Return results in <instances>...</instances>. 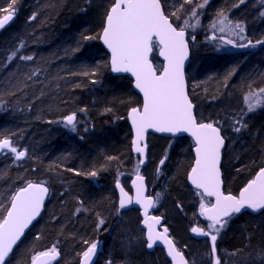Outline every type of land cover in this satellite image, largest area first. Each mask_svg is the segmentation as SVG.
<instances>
[{"label":"trees","instance_id":"16d2710c","mask_svg":"<svg viewBox=\"0 0 264 264\" xmlns=\"http://www.w3.org/2000/svg\"><path fill=\"white\" fill-rule=\"evenodd\" d=\"M160 1L176 27L190 16L196 3L203 2ZM112 3L114 0H15L13 4V0H0V16L8 13L10 4L14 9V21L0 29V139H11L12 146L26 153L18 160L7 149L0 153V219L11 195L28 181L47 180L52 190L41 218L6 264H31L35 252L54 245L62 260L53 264H77L93 242L101 245L95 264H116L122 257L108 217L113 210L116 214L121 211L115 182L133 172L123 159L130 154L132 138L126 116L130 108L140 105L141 98L130 78L111 74L109 55L98 40ZM182 4L177 19L171 13ZM263 4L264 0H244L242 4L239 0H209L198 10L203 29H185L190 44L185 71L188 95L198 121L215 122L225 138L223 188L233 194L264 166V106L247 112L244 102L247 93L264 88V44L234 47L208 26L222 9L245 26L247 39L237 43L251 40L255 44L264 40ZM33 13L35 19H30ZM213 35L217 39H209ZM85 36L96 38L85 40ZM226 46L225 52L217 50ZM153 50L157 67L155 42ZM14 51L17 55L9 60ZM21 56L33 59L22 60ZM72 113L76 114L75 130L61 122ZM241 124L246 127L235 131ZM148 147V155L157 148L165 160L157 182H162L161 175L170 176L164 182L163 209L168 207L177 217L179 212L193 213L204 196L186 183L193 161L191 140L149 134ZM129 159L136 163L137 157ZM92 171L97 175H87ZM101 219L104 223L98 228ZM217 237L219 251H235L243 258L250 254L254 264H264V210L233 215Z\"/></svg>","mask_w":264,"mask_h":264},{"label":"snow or ice","instance_id":"6c2138e0","mask_svg":"<svg viewBox=\"0 0 264 264\" xmlns=\"http://www.w3.org/2000/svg\"><path fill=\"white\" fill-rule=\"evenodd\" d=\"M195 0H184V4H192ZM242 4L244 0H239ZM15 0H13V4ZM209 0L196 3L192 9L190 17L196 24L185 19L184 24L178 27L173 26L169 15L162 9L160 0H114L107 10L102 34L99 39L107 46L111 52V70L113 72H130L135 77V88L143 94V103L140 107H132L128 112L134 130L132 140L133 150L144 155L145 148L140 146L144 139V134L148 129H155L157 132H189L195 142V162L188 174V179L197 189H202V196L215 197V203H200L199 214L208 221L207 231L200 227H192L191 231L196 234L208 235L211 238L212 254L215 256V242L217 235L228 223V219L234 214L241 213L242 209L248 208L253 211L264 209V167H260L253 179L241 188L239 195L231 193L224 194L221 190V173L218 167L221 159V148L225 138L220 134V128L215 126V122H197L194 115V105L190 100L185 84L183 71L184 62L188 57V43L185 40V29L195 28L199 24V11L203 9ZM238 5H234L236 7ZM7 15L0 17V29L7 25L14 17L12 4L9 5ZM171 13L179 19L178 13ZM35 13L30 19H35ZM264 16V12H261ZM210 27L214 33L222 35L218 38L225 44L234 47H255L264 44V40H257L255 44L248 40L247 44L237 43L230 37H238L243 41L247 39L244 35L245 26L242 22L233 23L227 14L221 9L217 12ZM227 33V36L223 35ZM96 37L85 36V40ZM209 39H217L215 35ZM158 41L160 55L164 58L163 70L158 71L149 60V54L153 51V42ZM21 47L23 44L21 43ZM17 52H12L8 59L11 60ZM22 60H32V56H21ZM95 75V70L91 73ZM35 75V72L33 73ZM84 75H89L85 72ZM95 82V81H93ZM247 112H254L258 107L264 106V88L258 91L249 92L244 96ZM81 111H84L81 109ZM110 111V109H108ZM63 122L72 130L76 128V114L72 113L63 117ZM239 123V120L236 121ZM246 125L241 124L235 128L239 132ZM7 149L15 154L16 159L23 158L26 153L12 146L9 139H0V150ZM111 159V158H109ZM166 159V156H165ZM164 159L160 161L163 165ZM139 163H144L141 159ZM159 172V167L157 168ZM78 175L81 173H77ZM96 176L97 172L87 173ZM143 177L139 174L133 181L137 188V203L144 208L146 225L147 247L152 248L154 241L162 240L168 248V255L172 257L173 264H188L181 251L174 242L168 238V229L157 233L155 225L160 224V217H148L149 207H153L155 201L152 197L143 195ZM139 182V183H137ZM117 187H120L117 181ZM122 196L120 208L131 203V198L125 199L127 193L120 189ZM48 188L44 182L33 183L28 181L26 186L17 189L9 198L10 207L7 208L6 215L0 219V264H6V258L14 250V246L21 239L29 224L39 215ZM159 195V194H157ZM104 221L101 219L97 227ZM39 239V236L37 237ZM87 243V242H86ZM98 242L91 243L83 253L81 264H88L97 252ZM59 255L56 246H52L46 251L35 252L31 256V264H51V261ZM111 264V261H109ZM214 264H219L215 261Z\"/></svg>","mask_w":264,"mask_h":264},{"label":"rangeland","instance_id":"374dc122","mask_svg":"<svg viewBox=\"0 0 264 264\" xmlns=\"http://www.w3.org/2000/svg\"><path fill=\"white\" fill-rule=\"evenodd\" d=\"M260 8H264V4ZM228 18L233 23L238 22L236 20H233L230 17H228ZM185 19H189L190 22H194L193 24H196L195 20H191L190 16H187V17H184L182 19L180 25L184 24ZM208 22H210V18H209ZM212 22H213V20H212ZM211 23H209L208 30H211L209 28ZM201 26H202V23L199 20V24L195 28H189V29L192 31H198V30H201V28H202ZM225 34H227V33H225ZM230 38L236 40V42L239 40L238 37H230ZM225 49H227V46L225 48L221 47L220 49H217V50H220V52H225ZM157 67L159 68L160 66H157ZM136 174H138V173H136ZM144 174H145V172H144ZM154 175H155L154 173H152L150 175V168H148V170L146 171L145 177L147 178L149 191L151 193H153V195L156 198L155 209H158L161 201H162V204H164V199H165V186L164 185L165 184H164V181L162 180V182H160L159 187H158L157 186L158 185L157 184L158 183L157 177H156V175L155 176ZM132 176L129 178L122 179L121 182L126 187H128ZM157 194H159V195H157ZM203 202L205 203L204 200H203ZM166 205L168 206V203H166ZM199 208H200V204L198 206V210L196 207V209L193 211V213H191L189 215L188 214L183 215L182 212H179L180 217H177V216L175 217L174 212L172 211L173 213H171L168 210V207L166 208V210L168 212H170V213H168L169 219L167 220V223H168L167 225H168V228L170 230L171 236L174 239L178 248L181 249L182 251H184V253L186 254L189 261H191L193 264H202V260H205V262H208V261L212 262L215 259L214 257H216L217 259H220L221 258L220 255L223 253L222 251L220 252L215 245L216 253H215V256H213V254H212V243L213 242L211 241V238L205 240L201 237H198V238L193 237V233H192L191 229L194 226L200 227L202 229H205V231H207V224L208 223H205L202 220L201 215L199 214ZM198 214H199V216H198ZM115 216H116V224L118 226L119 231L121 232L120 234L125 235V237L121 239L123 242V244L121 245V249H123V250L125 249L124 251L127 253L128 249H130L129 246L127 249L128 237L135 235V240H136V236L137 237L141 236V234H139L140 229H139L138 214L136 212H133V211H124L121 209V211L118 214H116V212H115ZM133 218L135 219V221L133 220ZM133 225L137 226L136 228H138V230L137 229L135 230V227ZM173 228H176L175 231L180 235V237H178L177 234L176 235L174 234ZM212 234L218 235L217 233H214V232Z\"/></svg>","mask_w":264,"mask_h":264},{"label":"water","instance_id":"95a60500","mask_svg":"<svg viewBox=\"0 0 264 264\" xmlns=\"http://www.w3.org/2000/svg\"><path fill=\"white\" fill-rule=\"evenodd\" d=\"M160 3H161V1H160ZM161 6H162V3H161ZM162 9H163V7H162ZM163 11H164V10H163ZM7 14H8V13H7ZM7 14H5V15H7ZM3 16H4V15H3ZM0 17H2V16H0ZM13 21H14V17H13V19H12L7 25H5L4 27L9 26ZM173 26L176 27L174 24H173ZM4 27H3V28H4ZM102 30H103V29H102ZM101 34H102V31H101ZM101 34H100V35H101ZM185 40H186L187 43H188L189 54H188L187 59H186L185 62H184L183 71H184V76H185L186 91H187V94H188L185 71H186V68H187V66H188V64H189V62H190V44H189V41H188V38H187L186 31H185ZM100 41H101V43H102L104 49H105V50L108 52V54H109V65H110V68H111V64H110L111 52H110V50L107 48V46L103 43V41H102L101 39H100ZM154 42H155V44H156L157 47H158V49H157V58H158V60L161 62V69L158 70V71H162V70H163V65H164L165 61H164V58L160 55V46H159V44H158V41H154ZM152 54H153V51L149 54V60H150V62L152 63V65L156 68V66H155V64H154V62H153V60H152ZM156 69H157V68H156ZM111 71H112V70H111ZM112 73L115 74V75H125V76H127L128 78L131 79V81H132V87H133L134 91L137 92V93L139 94V96H140V98H141V105H140V106H142V103H143V94L139 91V89L135 88V86H134V85H135V77H133L132 74H131L130 72H113V71H112ZM188 96H189V95H188ZM189 98H190V97H189ZM190 100H191V99H190ZM192 103H193V102H192ZM193 105H194V104H193ZM140 106H139V107H140ZM193 112H194V115H195V105H194ZM127 121H128L129 127H130V129H131L132 140H133L135 133H134V130H133V128H132L131 121H130L129 118H128V114H127ZM197 122H199L198 119H197ZM203 123H209V122H205V121H203ZM149 134H154V135L164 136V137H168V138H176V137H182V136L188 137V138L192 141V145H193V146H192V154H193V163H192V166H193V164H194V162H195V155H196V154H195V151H194V149H195V142H194V139H193V137L191 136V134H190L189 132L168 133V132H157L155 129H148V130H146V132H145V134H144V139L140 142V146L145 148V152H144V155H143V156H140L139 153L135 152V151L133 150V145H131V150H132V152H133L134 154L139 155V156H140V159H143V160H144V163H142V165H145V164H146V160H147V152H148V148H149V147H148V135H149ZM220 134H221V131H220ZM221 136H222V134H221ZM9 140L12 141L11 139H9ZM131 144H132V142H131ZM224 146H225V142H224V145H223L222 148H221V159H220V163H219L218 167H219V169H220V173H221V181H222V184H221V190L224 192V194L227 195V194H229V192H225V191H224V188H223V179H222V171H221L222 151H223V149H224ZM192 166H191V168H192ZM263 167H264V166H263ZM191 168H190L189 172L191 171ZM189 172H188V174H189ZM188 174H187V182H188L189 186L195 188V186H194V185L191 183V181L188 179ZM255 174H256V173H255ZM255 174H254V176H255ZM140 176H142V177L144 178V179H143V195H144L145 197H149V196H150V197H152V199L155 201V197H154V196H152V195H148V189H147V185H146V179H145V177H144L143 175H140ZM254 176L252 177V179L254 178ZM136 179H137V175H136V176H133V178L131 179V181H130V183H129V188H130V190H131V193L128 192V190L125 189L124 185H123L122 183H120V182H119V184H120V187H119V188L117 187V183H116V191H117V195H118V198H119V203H120L121 196H122V193H121V191H120L121 188H123L124 192L127 193V196L125 197V199L131 198V203L126 204L125 207H123L122 209L126 210V209H130V208L133 207V208H137V209L140 210L141 228L145 230V238H146V240H147V232H148V229H147L146 225L143 223V221H144V219H145L144 208L141 206L140 203H137V202H136V200H137V188L133 185V181H135ZM250 180H251V179H250ZM33 183H37V182H33ZM137 183H139V182H137ZM246 184H247V183H246ZM246 184H245V185H246ZM245 185H244V186H245ZM24 186H26V185H24ZM24 186H22V187H24ZM244 186H243V187H244ZM243 187H242V188H243ZM20 188H21V187H20ZM195 189H197V188H195ZM197 190H199L200 193L203 192L202 189H197ZM240 190H241V189H240ZM240 190H239V192H240ZM239 192H237L236 194H233V193H231V194L234 195V196H238V195H239ZM48 194H49V192H48V193L46 194V196H45V199H44V202H43V205H42V207H41V211H40L39 215H37L36 218L31 222V224H29L28 228L25 229L24 234L21 236V239H20V240L17 242V244L14 246V250H15L16 246L21 242V240L23 239V237L25 236V234H26V233L29 231V229L32 227V225H33V224L36 222V220L41 216V214H42V212L44 211V208H45V203L47 202L46 200H47ZM204 197H207V198L211 199V201H212L211 203H215V197H209V196H206V195H205ZM119 206H120V204H119ZM9 207H10V204H9ZM153 207H154V206H153ZM153 207H149V208H148V211H147V215H148V217H153V216H154V215L151 213ZM262 210H264V209H259V210L253 211L252 209L245 208V209H242L241 213H237V214H235V215H240V214H242V213H244V212H248V213H251V214H258V213H259L260 211H262ZM6 212H7V211H6ZM5 215H6V213H5ZM202 217H203V216H202ZM160 218H161V217H160ZM203 219H204L205 221H207L205 217H203ZM163 221H164V219L161 218V219H160V224L163 223ZM160 224L154 226V230H155L157 233H161V232H163L164 228H167L166 225H164V224H162V226L160 227ZM167 235H168V238L171 239V237L169 236V232L167 233ZM171 240H172V239H171ZM147 242H148V241H147ZM155 245H156V246H161V247L163 248L164 253H165V255H166V258L171 262V264H173L172 257H170V256L168 255V248H167V246L165 245V243H164L162 240L154 241V242H153V246H155ZM175 247H176V246H175ZM176 248H177V247H176ZM177 249H178V248H177ZM14 250H13V251H14ZM99 250H100V248H99V246H98V248H97V252L94 254L92 260L88 262V264H94L95 259H96V257L98 256ZM178 250H179V249H178ZM179 251H180V250H179ZM57 252H58V251H57ZM181 252H182V251H181ZM12 253H13V252H12ZM12 253H11V254H12ZM58 253H59V252H58ZM11 254H10V256H11ZM182 254H183V252H182ZM10 256H9V257H10ZM183 256H184V254H183ZM9 257L6 258V262H7V260H8ZM59 258H60V254L56 257V259L52 260L51 263L57 261ZM184 258H185V256H184ZM82 259H83V256L81 257V259H80V261H79V264H81ZM185 259H186V258H185Z\"/></svg>","mask_w":264,"mask_h":264},{"label":"bare ground","instance_id":"6f19581e","mask_svg":"<svg viewBox=\"0 0 264 264\" xmlns=\"http://www.w3.org/2000/svg\"><path fill=\"white\" fill-rule=\"evenodd\" d=\"M228 15V14H227ZM236 15H238V13H236ZM100 34H101V32H100ZM100 34H99V36H100ZM98 40H99V42H100V44L102 45V43H101V41H100V39H99V37H98ZM103 46V45H102ZM104 48V47H103ZM107 52V51H106ZM108 53V52H107ZM109 55V54H108ZM108 65H109V59H108ZM158 68V67H157ZM109 69H110V72H111V74L113 75V76H115V74H113L112 73V71H111V68H110V65H109ZM161 69V63H160V67L158 68V70H160ZM133 88V87H132ZM134 90V89H133ZM137 93V92H136ZM138 94V93H137ZM139 95V94H138ZM140 105H141V103H140ZM139 105V106H140ZM139 106H135V107H139ZM131 109V108H130ZM129 109V110H130ZM129 110H128V112H129ZM128 114V113H127ZM127 117V116H126ZM61 122H62V124H64L65 125V123L63 122V118H62V120H61ZM5 139V138H4ZM7 139H9V138H7ZM131 142H132V138H131ZM191 143H192V141H191ZM132 145V144H131ZM193 146V145H192ZM2 150H4V149H2ZM2 150H0V153H2ZM159 151L160 150H157V148L151 153V155H148V152H147V160H146V164L145 165H142L141 163H139V161L141 160L140 159V156L139 155H137V154H134L133 152H132V150L130 149V154H125L124 156V161H125V163L129 166V168H131V170L133 171L132 172V175L133 176H136V175H143L144 177H145V174H146V171L148 170V168H150V175L152 174V173H154L155 175H157V168L159 167V173L160 172H162L163 171V165H161L160 164V161L163 159V157L161 158V156L159 155ZM127 156H129V158H131V156H134V157H137V159H136V163L132 160V159H129V158H127ZM138 160V161H137ZM157 163V164H156ZM192 163H193V161H192ZM149 164V165H148ZM156 164V165H155ZM148 166V167H147ZM192 166V165H191ZM147 167V168H146ZM263 167V166H262ZM191 168V167H190ZM190 168H189V170H190ZM189 170H188V172H189ZM144 172H145V174H144ZM188 172H187V174H188ZM136 173H138V174H136ZM131 175V176H132ZM154 175V176H155ZM130 176V177H131ZM133 176H132V178H133ZM129 178V177H128ZM131 178V179H132ZM160 178H162V180L165 182L166 181V179H169L170 178V176L168 177V175L166 176V175H161V177ZM145 179H146V177H145ZM93 181H95V182H93V183H96V179L94 178V180ZM31 182H37V183H40V182H44V185H45V187H47L48 188V192H49V194H48V197H47V202L51 199V197H52V190H51V187H50V182L49 181H47V180H37V181H35V180H33V181H31ZM248 182V181H247ZM246 182V183H247ZM116 183L117 182H115V190H116ZM186 183H187V185H188V187L190 188V189H192L194 192H199L200 193V191L199 190H197V189H195V188H193V187H191V186H189V184H188V182H187V176H186ZM245 183V184H246ZM158 185V187H159V184H160V182L159 183H157ZM244 184V185H245ZM26 185V184H25ZM243 185V186H244ZM19 189V188H18ZM126 189V188H125ZM239 192V191H238ZM116 194H117V191H116ZM148 195H150V194H148ZM198 197H200V196H198ZM187 198L189 199V197L187 196ZM190 200V199H189ZM204 200V197H203V199L202 200H200L199 201V203L198 204H200L201 203V201H203ZM47 202L45 203V206H46V204H47ZM113 203V201H111V204ZM116 204L117 205H119L120 203H119V198H118V195H116ZM44 210H45V208H44ZM44 212V211H43ZM43 212H42V214H43ZM168 213H170V212H168V211H165L164 212V214H165V216H166V220H168L169 219V214ZM42 214H41V216H42ZM41 216L36 220V222L41 218ZM154 216H157V217H161L160 215H154ZM131 217V216H130ZM133 217V216H132ZM176 217V216H175ZM141 218V217H140ZM162 218V217H161ZM108 220H109V222L111 223V225H114V228H113V232H114V234L116 235V238H118V240L119 239H122L125 235H122V234H120L121 232L119 231V229H118V226H117V224H116V216H115V211L113 210V212L110 214V216L108 217ZM132 220V219H131ZM133 220L135 221V219L133 218ZM35 222V223H36ZM138 222V221H137ZM34 223V224H35ZM34 224L32 225V227L34 226ZM134 227H135V230L137 229L138 230V228H136L137 226H135V225H133ZM162 226V223L160 224V227ZM32 227L29 229V231L32 229ZM140 227H141V221H140ZM174 230V234L176 235L177 234V236L178 237H180V235L175 231L176 230V228H173ZM28 231V232H29ZM27 232V233H28ZM26 233V234H27ZM170 233V232H169ZM25 234V235H26ZM174 236V235H173ZM25 237V236H24ZM23 237V238H24ZM106 237H104L103 239H105ZM172 239V241L174 242V244H175V246L176 247H178L177 245H176V243H175V241H174V239L173 238H171ZM120 245H121V241H120V243H119ZM128 245H129V243H128ZM158 247H161V246H158ZM162 248V247H161ZM56 249H57V251L59 252V254H60V249H59V247L57 246L56 247ZM127 249H128V247H127ZM87 250V249H86ZM125 250V249H124ZM123 249H122V257H121V259L119 260V262H117V261H115V263L116 264H129L130 263V258L129 259H127V256H128V254H130L129 253V251H130V249H128V254L124 251ZM46 251V250H45ZM223 253L220 255L221 256V258L220 259H217V258H215L212 262L211 261H208V262H205V260H202V264H214V262L215 261H219V264H231V263H233V262H235V264H237V262H239V263H241V264H254V262L250 259V254L246 257V258H243V257H239L238 255H237V253L235 252V251H230V250H228V249H226V250H224V251H222ZM100 253H101V249L99 250V253H98V256L96 257V259H95V262H94V264L96 263V261H97V259H99L100 258ZM83 256V254L80 256V258H79V261H80V259H81V257ZM62 260V256H61V254H60V258L57 260V261H55V262H60ZM79 261L77 262V264H79ZM188 261V260H187ZM55 262H52L51 264H53V263H55ZM106 264H109V261H107V262H105ZM136 264H138V263H136ZM188 264H193L191 261H188Z\"/></svg>","mask_w":264,"mask_h":264},{"label":"flooded vegetation","instance_id":"af4514ba","mask_svg":"<svg viewBox=\"0 0 264 264\" xmlns=\"http://www.w3.org/2000/svg\"><path fill=\"white\" fill-rule=\"evenodd\" d=\"M148 150H149V148H148ZM120 183H122V182H120ZM146 185H147V189H148V194L154 196L153 193H151L149 191L147 178H146ZM124 187L128 190V192L131 193V190L129 188V185H128V187H126L124 185ZM204 201H205V204H209V202H212L211 199H209L207 197H204ZM155 203H156V198H155ZM159 205L160 206H159L158 209H155V205H154L151 213L153 215H160L164 219V221H163L162 224L166 225V227L168 229V232H170V230L168 228V225H167L168 223H167V220H166V216L164 214L165 208L163 209V207H162V205H163L162 204V201L160 202ZM119 208H120V206H119ZM120 209H122V208H120ZM122 210H124V209H122ZM124 211H133V212H136L138 214V218H139V229H140L139 234H141V236H139V237L136 236V240H135V235H132L130 237L127 236L128 237V243H129V245L127 243V247L128 246L130 247V251H129L130 254H128V256H127V259L130 258V263L129 264H136V263H138V264H171V262L166 258V255L164 253L163 248L158 247L156 245L153 246L152 248H148L147 247V243L148 242H147V240L145 238V230L140 227V221H141V218H140V210L137 209V208H133L132 207V208L126 209ZM198 216H199V214H198ZM201 218H202V220L205 223H208V221H205L202 216H201ZM169 236L172 238L171 233H169ZM193 237L194 238L201 237V238H203L205 240L210 239V236H208V235L196 234V233H193ZM120 241H121V245H122L123 242H122L121 239H119V242ZM179 250L182 251L181 249H179ZM183 254H184L186 260L189 261V259L187 258L186 254L184 252H183ZM214 258H216V257H214Z\"/></svg>","mask_w":264,"mask_h":264}]
</instances>
